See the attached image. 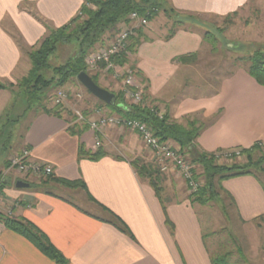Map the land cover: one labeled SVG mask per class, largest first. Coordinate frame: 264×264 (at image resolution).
I'll return each instance as SVG.
<instances>
[{
    "label": "crops",
    "instance_id": "1",
    "mask_svg": "<svg viewBox=\"0 0 264 264\" xmlns=\"http://www.w3.org/2000/svg\"><path fill=\"white\" fill-rule=\"evenodd\" d=\"M250 1L168 0V3L176 14L224 18ZM83 2L0 0V85L3 86L0 89V174L6 176L0 217L10 216L32 223L69 260V264H212L208 234L204 233L197 205L191 202L184 186L182 193L173 194L174 201L163 205L148 179L141 178L133 167L136 160L151 163L153 158L138 134L121 127L107 128L100 137V148L107 154L94 160L79 157L81 146L91 153L98 149L89 129L80 135L71 132V126H81L73 123L74 110L93 117L97 116L96 111L111 115L97 98L84 93L83 86L74 82L68 84L82 94V99H73L70 106L67 103L62 108V118L41 111H27V102L15 99L14 86L31 70L26 55L28 50L43 40L46 28H60L79 15ZM160 21L161 18L156 24L154 20L150 21L149 27L143 30L141 45L130 61L146 80L148 99L168 107L181 123L189 116L207 121L220 113L219 119L209 125L197 141L196 147L203 152L248 149L257 143L264 145V87L256 83L245 68H238L230 77L223 78L218 90L208 96L185 97L176 103L161 93L160 87H156L161 76L166 82H174L183 69L192 68L197 62L178 63L174 60L184 55L173 51L168 55L170 66L160 64L155 59L159 50L165 46H185V49L186 46L205 47L207 44L198 31H190L184 25L173 30L168 24L161 28ZM172 31L173 35H170ZM194 50L192 47L183 52L192 54ZM165 66L167 68L162 69ZM101 80L103 84L107 81ZM110 83L113 87L118 86L114 80ZM120 92L123 88L119 85ZM23 150L30 151L31 161L51 166V178L83 182L87 191L65 187L49 178L26 177L11 170L8 167L10 160ZM20 181L29 184V188L18 189L16 185ZM176 182L186 185L172 171L163 177L162 186L174 190ZM222 183L234 199L239 219L244 223L264 219L261 181L245 175ZM89 196L118 216L133 238L111 225L112 216ZM95 211L103 215L93 213ZM0 264L55 262L0 221Z\"/></svg>",
    "mask_w": 264,
    "mask_h": 264
},
{
    "label": "trees",
    "instance_id": "2",
    "mask_svg": "<svg viewBox=\"0 0 264 264\" xmlns=\"http://www.w3.org/2000/svg\"><path fill=\"white\" fill-rule=\"evenodd\" d=\"M168 0H84L80 9L79 15H76L66 25L48 29L47 34L39 44L27 52V56L31 62V70L28 75L23 77L16 86L15 99H24L27 103V111L44 112L50 116L58 118L63 117V109L60 106H47L44 101H50L48 94L52 90L64 88L69 83L76 80L77 76L82 72H88L86 67V57L105 45L113 38L114 34L123 27H129L131 13H137L146 17L149 21H153L158 12L166 11ZM94 7V8H93ZM170 7V6H169ZM171 12L173 10L170 8ZM144 27L137 28L136 36L131 37L127 51L132 54L141 45L142 34ZM173 31L170 35H173ZM206 40V38L204 37ZM68 48V53H65L67 59L64 58L59 65L51 64L53 59L59 58V54L63 49ZM199 57L192 53L176 58V62L189 65L196 63ZM247 65L246 71L255 80L256 83L264 87V51L258 50L241 58ZM117 64L130 65V59L125 56L114 59ZM135 72L137 78H140L141 84L145 85L146 80L143 79L139 72H136L134 65H130ZM91 73H89L90 75ZM100 75H90L96 84H99ZM3 86L0 85V89ZM144 91L147 88L144 86ZM114 94V93H113ZM54 97V96H53ZM52 97V99H53ZM125 93L120 92L115 94V103L106 105L100 102L102 107L110 110L111 115H116L121 118L133 119L147 124L153 136L160 139L162 142L170 141L175 143L183 153L190 155V161L195 165L196 180L205 178V182L199 187L197 193L189 195L193 204L207 206L210 203L219 199L220 192L226 193L235 205L234 199L223 188L222 182L236 177L250 175L261 181L260 176L255 171L260 170L264 173V155L263 145L260 143L253 144L251 148L243 149L236 148L226 152L207 153L198 150L197 141L201 133L211 124L219 119L220 113H217L211 120H204L197 116H189L183 119L182 123L177 121L171 114L168 107L163 110L157 106V101L149 100L148 95H145L143 102L139 105H132L125 100ZM52 101V100H51ZM161 105V104H160ZM165 111V112H164ZM79 127H81L79 129ZM71 126L72 133L81 134L88 127ZM79 157L89 159H99L107 153L102 148H98L95 153L86 151L84 146L80 147ZM238 153V154H237ZM228 155L229 160H233L232 164H220L221 157ZM258 155V157H257ZM230 156V157H229ZM239 157H246V163H239ZM257 160H256V159ZM141 160H136L132 163L141 178L148 179L163 205H165L162 196V186H159L160 173L153 170V166L140 163ZM254 168L255 170H253ZM200 171L201 173L197 172ZM49 180H54L57 183L69 188H81L87 191L83 182L72 183L63 180H55L48 177ZM264 186V183L261 181ZM90 197V196H89ZM90 199H92L90 197ZM93 201V199L91 200ZM95 202V201H93ZM97 203V202H95ZM104 212L112 216L111 225H114L122 233L132 236L130 229L124 222L113 212L97 203ZM166 209V207H164ZM1 223L10 230L26 238L35 245L40 252L55 264H69V260L58 251V249L48 240L49 238L32 223L23 219H14L8 216L0 218ZM228 254L212 258V264H227Z\"/></svg>",
    "mask_w": 264,
    "mask_h": 264
},
{
    "label": "rangeland",
    "instance_id": "3",
    "mask_svg": "<svg viewBox=\"0 0 264 264\" xmlns=\"http://www.w3.org/2000/svg\"><path fill=\"white\" fill-rule=\"evenodd\" d=\"M165 10L166 11L158 12L159 14L154 19V24L161 18L159 24L161 28L163 25L168 24L171 30H173L180 25H184L190 31L200 32L202 36L206 38L205 42L207 44L205 47L186 46L185 49V46H165L164 49L159 50L160 53H157L155 56V59H158L160 64H167L170 66V63H168L170 56L168 57V55L173 51L179 52V55H187L184 54L186 52L183 51L192 47L195 48L192 53L197 54L199 58L194 67L183 69L175 78L174 82H166L167 80H165L166 78L163 76L157 80L156 87H160L158 89L162 90L161 93H164V96L168 97V99L173 98L176 100V103L183 100L185 97L197 98L211 95L218 90L219 83L223 78L227 76L230 77L238 68H247V65L241 59L242 57H247L258 50L264 51V0H251L244 8L224 18L196 14H176L175 12H171L169 5H166ZM148 27L149 26L144 29ZM155 47L159 49L161 46H151L150 48ZM68 51V48L63 49L61 53H58V60L53 59L51 64H61L64 58L67 59L65 53H68ZM166 68L165 66L162 69ZM95 74L100 75L99 84L106 87V89L114 94H118L119 85L121 88L124 87L122 78L118 77L116 79L111 76L112 74L103 72L91 73L90 75L94 76ZM102 78L103 80L104 78L107 79L105 84L102 83ZM110 80H114V82L118 83V86L115 84L113 87ZM73 82L80 84L77 79ZM137 82L141 84L140 78H137ZM143 86L145 85L141 84L140 88L143 89ZM82 89L85 94L92 97L84 87ZM62 90L66 91L68 95V99L64 103L65 105L68 103L67 106H70L73 99H77V91L69 85H66ZM56 92L57 90L50 91L48 98L52 100ZM145 95L144 91V97ZM51 100L48 102L44 101V104L52 107L53 103ZM126 101L131 103L129 100ZM157 106H160L163 110L165 109L163 105L157 104ZM262 148L264 150V145ZM185 155L190 159L188 153H185ZM227 156L228 155H225V157ZM225 157L224 155L221 157L222 159L219 161L220 164L229 165L233 163V160H229V158ZM151 161V163L149 162L146 164L152 165L153 170L160 173L158 183L159 186H162L163 177L172 172V167L169 164L167 165L169 170L162 172L160 169L161 162L157 161L154 156ZM238 162L243 164L247 162V159L246 157H239ZM252 169L255 170L254 168ZM255 171L264 183V173L257 169ZM197 172L201 173L199 170ZM30 178L33 177L31 176ZM37 178L40 177H36V179ZM181 179L185 182L183 178ZM204 182L205 178L202 177L201 180H199V184L202 185ZM174 185H176L174 186V190L169 188L164 189L162 186L161 198H163L164 203L174 201L173 194L178 195L180 192L182 193V186H184L187 196L189 197V195H191L187 185L178 182ZM220 196L219 199L207 206H201L196 203V209L201 217L200 221H202L205 228L204 233L208 234L207 245H209L211 256L217 258L218 256H225L228 254L227 264H264V219L257 220L253 223H244L239 219L237 207H235L236 204L234 205L231 198L223 192H220ZM69 199H73L72 196H69ZM93 213L100 212L95 211ZM100 215L103 214L100 213Z\"/></svg>",
    "mask_w": 264,
    "mask_h": 264
},
{
    "label": "built area",
    "instance_id": "4",
    "mask_svg": "<svg viewBox=\"0 0 264 264\" xmlns=\"http://www.w3.org/2000/svg\"><path fill=\"white\" fill-rule=\"evenodd\" d=\"M131 25L123 27L114 37L107 43V45L90 52L86 57L85 65L87 73H109L114 78H122L124 83L123 92L125 93V100H129L132 105H139L143 102L144 92L140 88V83L137 82L135 72L131 69L130 65H120L114 59H119L122 56L132 59L133 54L128 50L131 37H135L136 29L139 27H147L150 21L137 13H131L129 16ZM76 97L82 99V94L77 93ZM68 99L67 92L59 89L52 99L53 106L64 107ZM97 116H87L81 110H74V124L85 125L94 134V146L96 150L102 146L100 137L107 128H120L127 129L133 133L138 134L145 147L150 150L157 161L161 162V171L166 172L169 170L167 165H171L173 173L185 180V184L189 189L191 195L197 193L201 184L195 178V165L191 163L189 158L186 157L178 146L173 142H162L157 137L153 136L154 133L147 124L138 120L121 118L119 116L105 115L96 111ZM30 151L23 150V153L10 160L11 170L18 172L26 177H40L47 179L53 175V168L43 163L33 162L30 159ZM238 154V153H237ZM228 157V156H227ZM230 157V156H229ZM6 176L0 174V203L2 202L4 184ZM1 216V214H0ZM1 218V217H0Z\"/></svg>",
    "mask_w": 264,
    "mask_h": 264
},
{
    "label": "water",
    "instance_id": "5",
    "mask_svg": "<svg viewBox=\"0 0 264 264\" xmlns=\"http://www.w3.org/2000/svg\"><path fill=\"white\" fill-rule=\"evenodd\" d=\"M76 78L81 86H83L85 90L94 96V98H97L98 101L103 102L106 105L115 103V94L107 89H103L101 86L96 84L87 72L80 73ZM29 186V184L22 181L18 182L16 185L18 189L29 188Z\"/></svg>",
    "mask_w": 264,
    "mask_h": 264
}]
</instances>
